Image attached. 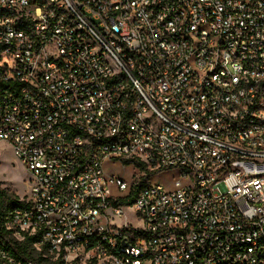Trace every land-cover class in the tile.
<instances>
[{"label":"built area","instance_id":"1","mask_svg":"<svg viewBox=\"0 0 264 264\" xmlns=\"http://www.w3.org/2000/svg\"><path fill=\"white\" fill-rule=\"evenodd\" d=\"M2 142L0 264H264V0H0Z\"/></svg>","mask_w":264,"mask_h":264},{"label":"rangeland","instance_id":"2","mask_svg":"<svg viewBox=\"0 0 264 264\" xmlns=\"http://www.w3.org/2000/svg\"><path fill=\"white\" fill-rule=\"evenodd\" d=\"M104 171L108 176H115L124 179L130 186L132 185L135 173L139 170L134 164H128L124 167L121 161L107 162L104 165ZM178 178L176 172H166L155 175L151 182L153 184L163 183L168 190L174 188V181ZM0 185L2 188L13 192L15 195L25 197L31 191V180L30 175L23 167V165L15 158L9 145L5 142L0 143ZM110 192L114 196L124 197L128 195L129 190L120 191L116 185L109 186ZM131 221L136 223V219L131 210H127L124 217L117 219V222ZM34 258L37 255L34 253ZM40 264H57L53 261H47ZM76 264H101V263H90L79 262Z\"/></svg>","mask_w":264,"mask_h":264},{"label":"trees","instance_id":"3","mask_svg":"<svg viewBox=\"0 0 264 264\" xmlns=\"http://www.w3.org/2000/svg\"><path fill=\"white\" fill-rule=\"evenodd\" d=\"M148 183V176L141 177L138 184L133 188V190L130 192V194L122 199L123 204L131 205L139 191L144 188ZM24 204L23 201L19 199V196L15 195L13 192H10L9 190L2 188L0 185V218L7 213L12 208H16L19 206H22ZM137 232H133V236L136 235ZM132 238V237H131ZM35 239L32 237H26L24 241H22L20 244L15 242L13 239L9 238V235H0V242H4L7 246H9L11 253L13 255H20L25 254L27 252V249L29 246L33 243ZM11 243L15 245V249H12Z\"/></svg>","mask_w":264,"mask_h":264}]
</instances>
